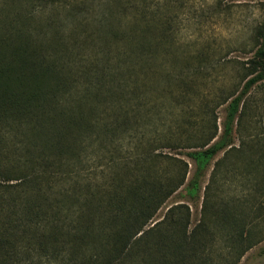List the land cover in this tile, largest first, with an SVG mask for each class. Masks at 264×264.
Wrapping results in <instances>:
<instances>
[{"label": "trees", "instance_id": "16d2710c", "mask_svg": "<svg viewBox=\"0 0 264 264\" xmlns=\"http://www.w3.org/2000/svg\"><path fill=\"white\" fill-rule=\"evenodd\" d=\"M153 1H118L120 13L130 16L127 27L106 28L101 20L95 30L105 44L83 39L75 44L80 51L73 62L93 71L99 69L94 58L102 57L100 69L118 76L121 95L134 91L138 74L152 71L159 45L150 38ZM53 4L0 0V264H215L210 254L217 228L230 229L226 237L233 243L235 264L252 243L243 216L233 217L228 205L191 228L185 202L167 206L160 219L155 215L180 186L183 196L197 201L214 156L225 148L239 149L232 126L241 116L243 95L264 80V24L253 32L260 41L247 61L249 77L227 103L219 135L214 120L205 134L184 135L187 118L169 125L168 135L146 136L148 124L154 132L157 127L148 115L142 121L145 103L105 104L97 111L79 98L64 121L55 105L45 103L53 92L44 89L47 73L64 67L62 51L68 48L47 35V24L34 22ZM101 14L104 20L105 11ZM182 73L167 75L178 86L189 85ZM126 137L131 139L124 143ZM93 142L101 149L96 159L88 152ZM180 153L193 162L190 175ZM217 168L215 162L209 181Z\"/></svg>", "mask_w": 264, "mask_h": 264}, {"label": "rangeland", "instance_id": "374dc122", "mask_svg": "<svg viewBox=\"0 0 264 264\" xmlns=\"http://www.w3.org/2000/svg\"><path fill=\"white\" fill-rule=\"evenodd\" d=\"M50 1H54V6H47L34 22L36 26L43 24L41 22L47 24V35L68 45L67 51H62L64 67L48 71L44 83V89L53 91L47 94L45 103L57 107L54 112H60L59 119H66L65 113L72 112V105L78 103L79 98L81 103H88L97 111L104 109L105 104L145 103L140 108V115L145 114L142 121H146L148 115L157 127L154 132L153 125L148 124L146 136L168 135L169 125L173 127L187 118L190 123L185 125L184 135L205 134L213 120L217 135L221 133L227 103L249 77L245 74L246 66L260 41L253 37V32L264 24V0H154L152 7L156 14L150 38L159 45L154 46L152 71L136 75L137 87L132 92L126 90L124 96L116 87L118 76L102 73V57L94 58L99 69L93 71L73 62L80 51L75 44L83 39L86 44H105L103 39L97 38L95 30L101 20L106 28L127 27L130 16L120 13L123 11L117 5L123 0ZM102 11H105L104 20L101 19ZM99 30H104V26H99ZM162 41H165L164 46L160 44ZM86 52L92 56L91 51L86 49ZM180 69L182 75L186 73L189 85L178 86L174 78L167 75H176ZM240 103L241 116L239 119L236 116L232 126L233 145L240 146L239 149L225 148L214 156L202 180L197 201L183 196L180 186L158 209L155 218H162L167 206L185 202L190 211L191 228L199 220L212 216L215 209L228 205L233 217L243 216L249 232L247 237L252 243L235 264H264V80L251 86ZM182 107L185 108L180 111ZM129 139L126 137L124 143ZM93 143L88 152L96 159L101 149L97 142ZM178 155L188 162L190 175L192 160L183 153ZM215 162H218L217 174L209 181ZM208 181L205 207L202 208L204 186ZM216 231L210 254L212 262L231 264L236 256L232 251L233 243L226 237L230 229L217 228Z\"/></svg>", "mask_w": 264, "mask_h": 264}]
</instances>
